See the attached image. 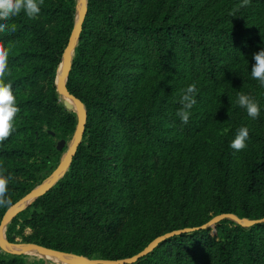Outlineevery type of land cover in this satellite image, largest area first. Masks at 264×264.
<instances>
[{
	"label": "trees",
	"instance_id": "16d2710c",
	"mask_svg": "<svg viewBox=\"0 0 264 264\" xmlns=\"http://www.w3.org/2000/svg\"><path fill=\"white\" fill-rule=\"evenodd\" d=\"M40 12L6 21L3 82L14 107L0 142V175L11 205L59 166L60 140H72L77 115L57 91V70L75 27L78 0H37ZM264 48V0H88L69 92L87 110L83 141L55 187L13 218L10 242L92 260H124L158 237L174 236L133 264H264V86L251 77ZM196 85L185 124L181 95ZM259 105L256 119L238 94ZM249 129L246 147H230ZM54 133L55 137L51 134ZM0 264L28 263L4 255Z\"/></svg>",
	"mask_w": 264,
	"mask_h": 264
},
{
	"label": "water",
	"instance_id": "95a60500",
	"mask_svg": "<svg viewBox=\"0 0 264 264\" xmlns=\"http://www.w3.org/2000/svg\"><path fill=\"white\" fill-rule=\"evenodd\" d=\"M80 5L83 6V8L80 10ZM77 17H76V23L74 30L72 32V35L68 41L67 47L64 50L61 63L57 70V77H56V85H57V91L59 95L63 99L64 106L69 111H74L77 115V127L76 131L74 133V136L71 140V143L69 145L67 153L62 158L59 166L57 169L51 174V176L44 181L41 185L35 187L32 191H30L27 195H25L23 198H21L17 203H15L4 215L2 222L0 224V233L5 231L7 226L11 223L14 217H16L20 212L27 209L30 205H32L37 199L43 197L48 192H50L55 185L64 178L66 173L69 171L71 164L73 162L74 157L77 154V151L83 141V137L86 131V124H87V110L84 105V103L72 95L68 88H67V80L69 73L72 69L73 65V59L75 55V50L78 46V42L80 40V36L83 29V24L88 12V0H78L77 3ZM64 72L66 75V79L64 82L60 83V73ZM51 134L55 137V134L51 132ZM66 140H60L57 144V150L59 152H63L67 146ZM26 205V206H25ZM25 206L24 208H22ZM223 220H231L234 221L237 224L243 225V226H254L257 224L264 223V219L262 220H244L240 219L237 215L234 214H222L219 216H216L214 219H212L209 223L204 225L202 228H210L215 226L217 223ZM197 230L195 229H184L179 231H174L168 234H165L161 237H158L155 239L152 243L149 244V246L144 249L140 254L124 259V260H117V261H111V260H92L84 256H78L75 254H67L60 251H55L37 244H28L24 247V252L22 253H16V252H10L7 250L9 246H18L16 244L10 243L7 239H0V248L10 252L13 255H24L28 252H34L42 257L51 255V256H58V257H71L72 261L67 264H133L137 262L140 258L146 256L148 253H150L154 248L158 247L160 244L165 242L166 240L177 236L182 233H189L192 231ZM64 264V263H63Z\"/></svg>",
	"mask_w": 264,
	"mask_h": 264
},
{
	"label": "clouds",
	"instance_id": "9594fccd",
	"mask_svg": "<svg viewBox=\"0 0 264 264\" xmlns=\"http://www.w3.org/2000/svg\"><path fill=\"white\" fill-rule=\"evenodd\" d=\"M43 0H40L42 3ZM247 3V0H245ZM23 11L29 18H35L40 12L37 0H0V21H6L11 17ZM9 26L6 23H0V32H4ZM254 64L251 67V77L258 80L261 86H264V48L253 54ZM6 67V53L0 49V142L5 140L10 134L12 125L11 121L14 114L18 111L14 105V96L11 91V85L3 82V75ZM196 85L193 83L183 90L181 95L182 108L177 111L176 115L183 123L189 120L190 110L196 103L194 94ZM237 103L240 107L246 109L249 117L256 119L259 116L260 108L258 103L248 95L238 94ZM249 137V129L241 127L237 130L234 140L230 147L240 151L246 147L245 141ZM9 178L0 175V206L11 205L12 201L7 197V186Z\"/></svg>",
	"mask_w": 264,
	"mask_h": 264
},
{
	"label": "rangeland",
	"instance_id": "374dc122",
	"mask_svg": "<svg viewBox=\"0 0 264 264\" xmlns=\"http://www.w3.org/2000/svg\"><path fill=\"white\" fill-rule=\"evenodd\" d=\"M61 97V96H60ZM62 98V97H61ZM68 144H67V146H66V148H65V150H64V153H63V156H62V158L64 157V155L67 153V151H68V148H69V145H70V143H71V140L70 141H68L67 142ZM41 185V184H40ZM8 227V226H7ZM33 234V232L31 231V230H26L25 232H24V236H20V237H17V238H15V240H14V242H10L9 240H8V236H7V228L5 229V239H7L10 243H12V244H16V245H18V246H23V247H25L26 245H28V244H33V243H28V242H26L25 241V237H29V236H31ZM2 252H3V254L4 255H13V254H11L10 252H7V251H5V250H3L2 249ZM32 253H34V252H32ZM35 255V256H34ZM34 255H31V254H24V255H22V256H24V258H25V260L28 262V263H38V262H40L41 264H58V263H55V262H53V261H48V260H46V259H44L42 256H40V255H38V254H34ZM62 264V263H61ZM65 264V263H64Z\"/></svg>",
	"mask_w": 264,
	"mask_h": 264
},
{
	"label": "bare ground",
	"instance_id": "6f19581e",
	"mask_svg": "<svg viewBox=\"0 0 264 264\" xmlns=\"http://www.w3.org/2000/svg\"><path fill=\"white\" fill-rule=\"evenodd\" d=\"M80 10L83 8L82 5H80ZM66 79V75L64 72H61L60 73V78H59V82L62 83L64 82ZM26 206V205H25ZM25 206H23L22 208H24ZM5 231H3L2 233H0V239H5ZM8 251L10 252H16V253H22L24 252V247L23 246H9L7 248ZM28 254H31V255H34L35 253H32V252H28ZM35 256V255H34ZM44 259L48 260V261H53L55 263H58V264H67L69 262L72 261V258L71 257H67V256H63V257H58V256H51V255H47V256H44L43 257Z\"/></svg>",
	"mask_w": 264,
	"mask_h": 264
}]
</instances>
